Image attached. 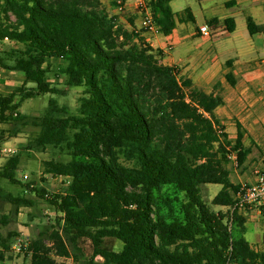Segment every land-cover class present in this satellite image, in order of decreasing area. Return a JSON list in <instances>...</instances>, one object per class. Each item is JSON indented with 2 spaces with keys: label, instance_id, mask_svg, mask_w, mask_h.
I'll return each mask as SVG.
<instances>
[{
  "label": "trees",
  "instance_id": "trees-1",
  "mask_svg": "<svg viewBox=\"0 0 264 264\" xmlns=\"http://www.w3.org/2000/svg\"><path fill=\"white\" fill-rule=\"evenodd\" d=\"M171 1L145 0L166 36L177 17L194 20L191 9L175 13ZM247 23L251 35L264 33L252 17ZM224 24L235 31L234 18ZM142 32L125 28L101 0H0V41L18 46L7 54L12 65L0 52V66L25 77L0 96V126L25 119L17 113L25 100L66 95L49 80L54 67L66 86L84 88L75 113L51 97L45 114L34 118L38 135L22 148L53 147L69 160L44 162L46 176L64 179L63 191L25 185L61 216L52 244L36 238L18 255L24 264H58L87 239L92 263L100 256L104 264H264V238L261 249L245 238L247 217L236 208L241 185L229 168H245L252 150L239 122L232 140L216 116L225 104L221 83L211 93L196 87L162 63V52ZM226 79L237 83L231 72ZM21 158V152L10 157L0 178L20 184ZM204 185L222 186L212 204L226 212L204 202ZM7 199L18 208L36 206L26 196ZM13 237L0 234V264L14 258ZM108 239L123 248L107 246Z\"/></svg>",
  "mask_w": 264,
  "mask_h": 264
},
{
  "label": "crops",
  "instance_id": "crops-1",
  "mask_svg": "<svg viewBox=\"0 0 264 264\" xmlns=\"http://www.w3.org/2000/svg\"><path fill=\"white\" fill-rule=\"evenodd\" d=\"M125 1L127 10L124 14H119L114 5L116 0H101L106 10L111 15L118 16L125 28L130 31L140 29V0ZM174 1H171L172 9ZM199 7L198 12L186 7L184 10L191 9L194 20L183 22L177 17V25L172 34L166 36L163 33L142 32L141 36L154 50L162 52L161 60L164 65L175 67L181 77L191 79L196 87L211 93L215 91V85L221 83L219 91L225 104L216 110V116L232 140L237 138L236 123L239 122L246 131L245 143V139L264 123V33L251 35L247 23L248 18L252 17L257 24L264 25V0H215L214 3L200 4ZM173 11L175 12L174 9ZM223 11L225 15H219ZM240 17L244 19V32L238 36ZM227 18L235 19L236 29L233 33L228 32L224 24ZM214 19L219 20L218 24H211ZM205 25L211 30L210 36H205L200 31ZM229 61L232 62L231 66L227 65ZM229 72L236 79L235 86L226 79ZM250 214L256 218L247 219V226L249 223L254 225V229H261L262 242L264 215L257 210ZM256 219L260 222L256 223Z\"/></svg>",
  "mask_w": 264,
  "mask_h": 264
},
{
  "label": "rangeland",
  "instance_id": "rangeland-1",
  "mask_svg": "<svg viewBox=\"0 0 264 264\" xmlns=\"http://www.w3.org/2000/svg\"><path fill=\"white\" fill-rule=\"evenodd\" d=\"M218 1V0H217ZM215 0H175L173 2V9L175 12L180 13L186 7L198 12L199 5L214 3ZM219 15H225V11ZM240 26L237 31L238 36L244 32L242 22L244 19L240 17ZM194 24H190L193 26ZM247 29L245 28V31ZM247 33V31H246ZM248 34V33H247ZM18 46L10 41H0V52H4V58L6 64L12 65L13 59L8 57L11 49H16ZM264 57V56H262ZM56 66V62L54 63ZM56 68H52L49 73V80L53 85L66 90L65 96H52L45 95L33 99L25 100L21 103L17 113L24 120L10 122L0 126V131L3 132L4 139L0 141V145L11 146L22 153L21 163L18 167L16 177L21 182L20 184H12L6 179L0 178V234L7 237L9 234L14 235L12 239V246L14 247L18 240L24 242H30L33 239L42 237L47 244H52L51 234L53 231L59 228L57 224L58 218L61 216L54 208L46 202L36 199V195L31 191H28L25 187L26 184H34L38 187H44L51 194H56L65 189V181L63 178H53L46 176L43 172L44 162L48 160L68 161L69 157L65 152L60 149L48 147L45 150L27 151L22 149L23 146L31 139L36 137L40 131V128L34 125V118L41 117L45 114L48 108L49 100L54 97L58 100L60 105H67L73 113L77 111L79 106V99L84 95V88L66 86V78L57 77ZM25 77L19 72H15L9 69L2 68L0 66V96L12 92L15 88L24 84ZM28 87L34 86V84H28ZM18 100V99H17ZM264 113V109H262ZM247 147H251L252 154L245 168H238L237 165H230L231 180L235 184H248L255 180V170L264 169V123L257 131H254L245 139ZM10 157L0 156V171L6 164ZM222 189L221 185H204L202 186V198L204 202L209 205L215 211L226 212L227 208L214 206L212 201L214 197ZM8 195L12 196H26L27 198L36 200V206L33 208L21 207L13 205L7 199ZM256 210H248L242 214H247V219L256 218L251 215L250 212ZM261 216V215H260ZM259 220H255L257 223ZM254 222V221H253ZM260 222V221H259ZM254 225L248 223L247 233L245 238L250 244H253V248L261 249L262 237L261 229H254ZM260 226L263 227L261 224ZM106 245L114 250H121L123 243L116 239H108ZM81 252H73L69 258H56L58 264H104V259L101 260L96 257L95 262H91V258L94 254L93 246L90 240L84 239L79 243ZM14 250V249H13ZM75 253V255H74ZM76 255L79 259H76ZM13 260L7 264H24L25 258L23 255H14Z\"/></svg>",
  "mask_w": 264,
  "mask_h": 264
},
{
  "label": "built area",
  "instance_id": "built-area-1",
  "mask_svg": "<svg viewBox=\"0 0 264 264\" xmlns=\"http://www.w3.org/2000/svg\"><path fill=\"white\" fill-rule=\"evenodd\" d=\"M125 0H116V9L119 14H124L127 10ZM138 9L142 14V26L140 29L135 30V33L144 31L150 34H161V30L155 22L152 11L147 6L145 0H140L138 3ZM200 31L205 36L211 35V30L208 26H203ZM264 90V85H263ZM18 153V150L5 145H0V156L1 157H13ZM234 159H236L234 157ZM264 160V158H263ZM237 165V163H235ZM255 180L250 185H241L240 192L237 195L236 208L240 213H244L248 210H257L261 215H264V171L257 169L255 170ZM29 242L18 240L16 245L13 247L14 255L21 254L22 248L27 246Z\"/></svg>",
  "mask_w": 264,
  "mask_h": 264
},
{
  "label": "water",
  "instance_id": "water-1",
  "mask_svg": "<svg viewBox=\"0 0 264 264\" xmlns=\"http://www.w3.org/2000/svg\"><path fill=\"white\" fill-rule=\"evenodd\" d=\"M98 258H99V259H101V260H103V258H102V257H100V256H99Z\"/></svg>",
  "mask_w": 264,
  "mask_h": 264
}]
</instances>
